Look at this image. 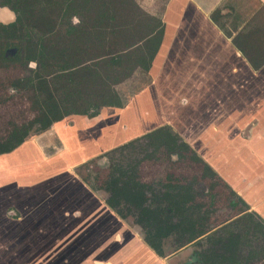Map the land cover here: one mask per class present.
Segmentation results:
<instances>
[{
	"label": "crops",
	"instance_id": "0c3cea01",
	"mask_svg": "<svg viewBox=\"0 0 264 264\" xmlns=\"http://www.w3.org/2000/svg\"><path fill=\"white\" fill-rule=\"evenodd\" d=\"M256 1L264 8V0ZM252 3L167 0L160 16L165 22L162 44L145 83L127 107L102 110L101 117L107 114L112 120L98 122V126L91 120L78 125L82 121L67 118L61 127L55 124L1 155L10 162L0 176V186L7 179L2 186L6 198H0V262L47 264L49 256L63 254L58 249L62 236H56L60 232L56 225L63 227V221L71 219L76 221L72 230L77 232L70 233L69 239L88 235L93 239L97 233L99 241H104L100 246L113 236L115 244L123 243L124 232L130 234V230H125L106 199L70 167L155 127H172L249 205V211L264 220V15ZM217 10L229 32L213 17ZM237 39L250 56L263 63L260 67L253 66ZM258 48L261 53L254 52ZM92 128H97L96 137L86 132ZM49 144L47 156L44 150ZM33 197L36 203L30 204ZM13 206L17 212L13 210L11 217ZM43 206L50 212L43 213ZM110 224L112 229H108ZM91 245L93 249L95 244Z\"/></svg>",
	"mask_w": 264,
	"mask_h": 264
},
{
	"label": "trees",
	"instance_id": "16d2710c",
	"mask_svg": "<svg viewBox=\"0 0 264 264\" xmlns=\"http://www.w3.org/2000/svg\"><path fill=\"white\" fill-rule=\"evenodd\" d=\"M0 3L9 5L17 13L16 22L0 24V67L7 62L2 54L5 43H24L30 36L37 38L33 33L34 25L46 22L50 24L48 27L51 30L55 25L73 30L82 28L93 41L110 40L121 34H126L124 38L128 40L119 52L99 57L93 66H40L31 70L25 79L19 80L16 84L18 87L34 91L31 105L35 117L15 124L8 135L0 139V155L13 152L32 136L48 130L69 116L95 117L103 107L123 108L125 100L116 86L132 78L137 70L149 73L165 33L163 19L144 11L137 4L131 7L137 19H131L141 24L140 29L132 27L134 23L129 24L133 22L130 19H125L123 25L117 24L120 23L119 14L112 10L113 0H0ZM219 13L220 10L215 11L213 17H218ZM75 16L84 22V19H89V26L83 21L75 24ZM237 44L253 61L254 67L263 64L250 56L238 39ZM257 51L261 53L262 48L254 49V52ZM143 139L153 147L148 158L151 157L152 161L165 168L166 173L160 180L162 193L152 190L151 184L141 180L142 166L140 162H132L127 167L114 169L108 175L107 184H104L109 194L106 204L122 219H126L127 215L119 209L121 198L138 204L137 223L146 231L144 241L160 257L165 256L162 248L164 240L174 237L176 250L192 244L201 248L199 253L196 252L199 254L198 261L190 264H258L263 261V218L249 211V205L213 167L170 126L159 127L118 149L130 147ZM174 153H178L181 161H190L202 171L200 178L209 184L208 190L196 193L192 187L183 184L175 171L178 163L172 160ZM125 172L133 177V184H136L134 189L124 190L110 184L114 175L115 184L125 182ZM223 189L237 198V201L230 200L229 205L235 215L240 216L234 219L229 216L216 228H209L207 225L219 213L216 207ZM148 192H151V196ZM201 196L205 197L204 201ZM225 199L228 201V196ZM204 242L206 247H203Z\"/></svg>",
	"mask_w": 264,
	"mask_h": 264
},
{
	"label": "rangeland",
	"instance_id": "374dc122",
	"mask_svg": "<svg viewBox=\"0 0 264 264\" xmlns=\"http://www.w3.org/2000/svg\"><path fill=\"white\" fill-rule=\"evenodd\" d=\"M166 2L167 0H113L112 4L114 6V9L112 10L119 14L120 23L117 24L123 25L125 24V19H137L136 12L131 9V7H134L135 4L141 6L144 11H153L155 12V14H157V16H163ZM252 4H254V7L256 8L255 10H258L261 15H264V8L258 1L253 0ZM3 6L9 5H3L2 3H0V7ZM214 16L215 19H217L216 15ZM259 16L260 15H257L256 17L259 18ZM73 20L75 24H79L81 21H83L82 18L76 16L73 18ZM84 20L86 21L83 22L87 26H89V22L87 21L89 19ZM134 20L131 23L129 22V24L134 23L132 24V27L135 26V29H140L141 24H139V22H134ZM219 23H221L220 27L224 31L229 32V27L226 26V23L224 21H219ZM85 24L82 23V25L86 26ZM49 25L50 24H48L47 22L34 25L33 33L37 36V38L30 36L25 40L24 43L4 44L2 54L3 57L7 59V62L3 64L2 67H0V139L7 136L9 131L15 124H22L24 122L32 120L35 117V111L33 110L31 105V97L34 94V91L31 88L24 89L16 85L19 80L25 79V77H27L31 73V70H35L40 66L78 68L93 66L99 57L119 52L122 45L128 42V40L124 38V36H127L126 34H121L118 36V38L114 37L110 40L93 41L89 39L88 32H83L82 28L73 30L68 29L67 26L59 27L58 25H55V27L51 30L48 27ZM143 27L145 26H142V28ZM42 36L45 37L42 38ZM146 74L147 73L145 71L137 70L132 78L116 86L117 90L125 100L126 104L124 107H127L129 103H131V100L137 94L136 92L138 91V89L143 85V83H145L144 79ZM106 108L110 107L100 108V113L95 117H89L86 115H73L72 117L69 116L67 118L68 120L70 118H74L82 121L78 122V125H86L87 123H89V120H91L94 121L93 123H97L96 125L98 126V122L102 123L106 120H112L110 115L107 114L101 117L100 114L102 110ZM130 113L131 115L133 114L132 107ZM67 118L61 120L60 122H57L56 124L58 125V127H61L62 125L60 123L66 121ZM132 118L133 117L131 116L130 119ZM156 129L157 127L152 128L149 132ZM96 130L97 128H92L91 130H87L86 132L87 134L90 133L94 137H96V135L98 134V131ZM112 131L113 129L111 130V132ZM149 132L143 133L137 138H141V136ZM73 133L76 134L77 132L73 131ZM107 136L109 135L107 134ZM134 139L136 138L129 139L112 149H103L98 154V156L97 154L93 156L92 154H89L87 158L85 157L84 159H80V161L78 162L79 165H73L70 167V169L73 171V173H76L82 181L85 180L88 186L90 185L92 188H94L96 192L101 195V197L107 199L109 197V194L104 189V184H107L108 175L116 168L121 169V166L127 167L129 163L140 162L142 166V170L140 172L141 180L144 183L151 184L152 190H158L159 193H162V191L160 190L163 188V185L160 180L162 179V177H164V173L166 172L165 168L160 163H155L154 161H152L151 157L148 158V156L151 155L153 151V147L151 146V144L148 143L147 140L143 139L136 142L130 147L118 149L123 144ZM49 146L51 145H46L44 150L47 156H49L51 152V147ZM5 160L6 157L0 155V176L1 174H4L1 173V170H7V166L4 167L5 164L8 165L10 162V160L9 162H5ZM172 160L178 163L175 171L182 179L184 185L192 187L194 192L196 193H202L203 190H208L207 185L209 184L206 182V180L200 178L202 176V171L197 169L193 163H191L190 161H181L178 153H174L172 155ZM128 174L129 173L125 172V182H121L118 184H115V175L113 177L109 176L111 177L110 184L117 187L120 186V188L124 190H126L127 188L134 189L136 184H133V177ZM1 181H3L2 178H0V182ZM6 181L7 179H4V182ZM4 182H2L0 186V198H2L3 196V198H6V192L2 190L4 188L2 187ZM225 190L223 189V193H220L221 196L220 199H218L216 207L219 213L216 215V218L214 217L211 223L207 225V227L209 228H216L217 224H219L221 221H224L229 216H233V219L237 216H240H236V213L231 210V207L229 205L230 200L237 201V198L233 194L231 195V192ZM35 191L37 192V190ZM147 194L151 196V192H148ZM46 195L47 194H45L44 196L45 198H47ZM225 196H228V201L225 199ZM201 198L204 201L205 197L201 196ZM35 199H37V197H33V199L29 201L30 204L36 203L33 202L35 201ZM38 199H42V196H40ZM119 203V209L123 211V213H121L127 215L126 219H122L120 216L119 218L122 220V222L125 223V226L127 228L125 230H130V234L128 232H124L125 238L123 243L120 242V244H115V238L113 236L109 241L108 239L106 240L108 242L107 245L100 246V244L104 243V241H99L100 235L97 233L92 235L93 239H89V235L86 238L76 239L75 237H73L72 239H69L70 237H68V235L70 233L71 235H74L77 232L72 230L76 226V221L70 218L71 220L65 222L63 221V227L61 224H59L58 226L56 225V228H60V232L56 236H62V239L60 240L62 243L59 245L60 247H58V249H60L59 251L62 250V253L64 255L60 253L55 256H49L48 254L47 257H49L47 258V264H96L101 262H105V264H123V262L124 264H190L196 263L198 261L199 254L197 253H199V250H201V248L195 244H192L176 250L174 237H169L164 240L162 248L164 249L165 256L160 257L155 251L151 250L148 244L144 241L146 231L141 225L137 223L136 216L138 214L136 209H138L139 205L134 203L132 200L130 202L126 201L124 197L121 198ZM40 208H43V213L50 212L51 210L45 208L44 206ZM14 209H16L15 206L9 208V216L13 217ZM222 210L224 211L222 212ZM113 212L117 214L115 211ZM1 226L3 225L0 224V228ZM112 228L113 224H110L108 226V229ZM87 230H89V228H87ZM48 232L53 234L52 231ZM29 233H31V231H29ZM41 234L42 233L40 232V235ZM117 235L118 234H116V236ZM133 237H135V240L132 239ZM121 239L122 237H118V241H121ZM92 242L95 244V247L93 249H91ZM137 242L141 243V245H139L141 247V251L139 252ZM205 244L206 242H204L203 247L207 246V244ZM146 248L149 249V254L147 253L148 249L146 250ZM89 252L93 253V256L89 254ZM10 256L11 255H4L3 258H9ZM90 256H92V259L89 258ZM49 258L51 259L50 261ZM113 261L115 263H112ZM0 264L13 263L5 261L0 262ZM258 264H264V260L260 261Z\"/></svg>",
	"mask_w": 264,
	"mask_h": 264
},
{
	"label": "water",
	"instance_id": "95a60500",
	"mask_svg": "<svg viewBox=\"0 0 264 264\" xmlns=\"http://www.w3.org/2000/svg\"><path fill=\"white\" fill-rule=\"evenodd\" d=\"M17 21L16 12L9 6L0 7V24L9 25Z\"/></svg>",
	"mask_w": 264,
	"mask_h": 264
},
{
	"label": "flooded vegetation",
	"instance_id": "af4514ba",
	"mask_svg": "<svg viewBox=\"0 0 264 264\" xmlns=\"http://www.w3.org/2000/svg\"><path fill=\"white\" fill-rule=\"evenodd\" d=\"M217 21H218V23H219V21H223V20H219V16L217 17ZM219 25H221V23H219ZM78 116H83V115H78ZM56 124V123H55ZM55 124H53L51 127H53ZM50 129V128H49ZM48 129V130H49ZM47 131V130H46ZM45 132V131H44ZM43 133V132H42ZM84 182L86 183V181L84 180Z\"/></svg>",
	"mask_w": 264,
	"mask_h": 264
}]
</instances>
